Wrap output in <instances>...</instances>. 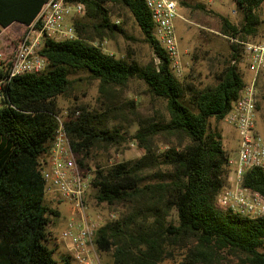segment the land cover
I'll return each instance as SVG.
<instances>
[{
    "label": "trees",
    "instance_id": "1",
    "mask_svg": "<svg viewBox=\"0 0 264 264\" xmlns=\"http://www.w3.org/2000/svg\"><path fill=\"white\" fill-rule=\"evenodd\" d=\"M46 1L0 0V32L13 22L24 25L17 38L7 32L12 40H5V50H0L16 47ZM67 2L84 7V20L72 19L76 38H45L40 54L46 67L11 78L0 94V264H72L64 254L56 258L48 244L49 214L59 216L60 210L46 204L39 161L52 145L58 115L64 119L80 168L90 176L88 204L94 191L103 210L115 213L94 236L101 259L102 254L110 257L103 264H160L177 257L179 264H223L229 254L239 264H264V215L244 216L216 205L218 193L234 172L218 124L246 83L239 64L243 42H258L250 37L261 23L258 9L264 0H234L241 14L237 24L219 15L229 54L214 72L215 82L205 86L174 73L170 56L154 34L145 0ZM109 3L129 11L153 59L141 63L117 57L92 42L124 32L112 21ZM206 6L210 5L179 1L180 9ZM77 71L99 81L100 109L74 106L63 113L59 107L57 98L69 91L70 75ZM132 79L142 81L151 97L164 102L165 116L155 112L138 117L133 100L118 99L116 92ZM263 83L261 76L256 117L264 108ZM131 120L137 124L131 139L142 155L106 167L92 166L95 149L118 148L128 141L114 121ZM243 185L264 197V170L246 169Z\"/></svg>",
    "mask_w": 264,
    "mask_h": 264
},
{
    "label": "built area",
    "instance_id": "2",
    "mask_svg": "<svg viewBox=\"0 0 264 264\" xmlns=\"http://www.w3.org/2000/svg\"><path fill=\"white\" fill-rule=\"evenodd\" d=\"M180 0H145L154 22V34L172 60V69L183 74L175 21L183 19ZM212 5L223 0H188ZM81 3L67 0H47L34 22L26 26L16 47L9 52L0 50V94L3 84L24 73H38L47 64L40 50L45 38L55 40L76 38L72 19L83 15ZM242 60L239 63L248 71L246 83L234 106L224 117V122L238 133L237 157L230 158L234 172L216 197V205L232 213L258 217L264 215V197L243 185L246 169L264 170V139L257 129V83L264 76V41L243 42ZM57 127L50 149L43 154L42 178L45 189L57 203H67L68 217L60 236L65 241L63 254L77 264H103L96 248L94 236L104 220L93 215L88 204L91 192L90 176L79 166L61 115L56 116Z\"/></svg>",
    "mask_w": 264,
    "mask_h": 264
},
{
    "label": "rangeland",
    "instance_id": "3",
    "mask_svg": "<svg viewBox=\"0 0 264 264\" xmlns=\"http://www.w3.org/2000/svg\"><path fill=\"white\" fill-rule=\"evenodd\" d=\"M111 9V19L123 29V33H116L111 38L97 39L92 41L100 46L104 51L112 53L117 57H130L141 63H146L153 59L152 51L145 42L142 33L136 25L133 17L124 8L109 3ZM261 23L258 26L257 33L250 37L255 41H264V3L258 9ZM180 14L183 19L179 18L175 21V29L178 37L180 58L183 64L182 80L192 81L198 86H205L215 82L214 72L220 68L221 61L229 54V40L220 31L219 15L227 16L231 22L239 23L241 14L237 11L234 0H223L216 2L210 6H206L205 10L195 8H181ZM84 20L83 16H78ZM13 32L14 28L11 29ZM11 32V31H9ZM12 33V32H11ZM10 33V34H11ZM6 35V36H5ZM13 35V33H12ZM12 40L7 36V32L0 35V49H4V41ZM157 61V58L155 59ZM248 77V71L245 70ZM72 79L71 88L67 93L57 98L59 107L63 113L66 109L74 106H81L87 109H100L101 95L99 93V81L92 79L84 71H77L70 75ZM262 94L264 93V83L261 86ZM120 101L133 100L138 110V117H146L158 112L160 115L166 113L165 105L162 100L151 97L147 93L146 85L139 79H132L127 86L116 92ZM98 111V110H97ZM136 118V116H133ZM121 125L122 133L126 134L128 141L124 142L118 148L110 147L107 150L95 149L91 158L92 166L101 165L109 166L117 162L132 160L142 155L143 150L137 145V141L131 139L137 129V124L132 120L129 122L114 121ZM215 126L214 120L211 121ZM257 129L264 139V108L260 109L256 117ZM226 123L224 121L218 124L220 130ZM232 158L237 157V151L232 145H227ZM238 149V148H237ZM42 158V156H41ZM40 158V159H41ZM39 161L42 163V161ZM46 204L52 210H60L59 216L51 215L48 224V231L52 237L48 242L49 246L54 248V256L59 257L66 252L65 241L61 238L60 233L64 228L70 214L68 213L67 203H57L54 201L50 193L45 189ZM91 213L93 215L100 214L105 221L106 218L115 216L114 212L103 210L104 205L97 203L94 198V191L91 193ZM181 257L176 260L166 259L160 264H179ZM223 264H239L236 256L229 254L225 258ZM102 260L107 263L110 260L109 255L102 254ZM72 264H77L75 260Z\"/></svg>",
    "mask_w": 264,
    "mask_h": 264
},
{
    "label": "crops",
    "instance_id": "4",
    "mask_svg": "<svg viewBox=\"0 0 264 264\" xmlns=\"http://www.w3.org/2000/svg\"><path fill=\"white\" fill-rule=\"evenodd\" d=\"M23 27H24L23 24H20L18 22H13L7 28L2 29L1 32H0V35L3 32L11 31L13 33V35H14V38H17L19 33L22 31ZM12 28L15 29L14 32L11 30ZM221 133H222L223 143H224L225 147L229 150L227 145H232V147H234L233 149L237 151V148H238V133L235 130V128H233L232 126H230V125H228L226 123V125L224 127L222 126Z\"/></svg>",
    "mask_w": 264,
    "mask_h": 264
}]
</instances>
